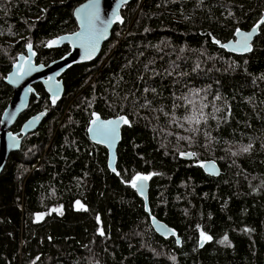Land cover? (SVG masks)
Returning <instances> with one entry per match:
<instances>
[{
  "label": "trees",
  "instance_id": "1",
  "mask_svg": "<svg viewBox=\"0 0 264 264\" xmlns=\"http://www.w3.org/2000/svg\"><path fill=\"white\" fill-rule=\"evenodd\" d=\"M86 1L0 0V120L26 43L37 64L62 58L70 48L47 42L78 29L74 10ZM122 16L100 56L63 76V98L53 104L36 86L14 128L46 113L0 175V264H264V25L251 54L220 47L259 23L264 0H133ZM188 100L207 105L200 125L183 120ZM93 112L132 122L118 174L89 139ZM210 160L219 177L202 170ZM136 173L153 174L152 214L182 246L152 228L126 183ZM201 231L212 237L203 249Z\"/></svg>",
  "mask_w": 264,
  "mask_h": 264
},
{
  "label": "water",
  "instance_id": "2",
  "mask_svg": "<svg viewBox=\"0 0 264 264\" xmlns=\"http://www.w3.org/2000/svg\"><path fill=\"white\" fill-rule=\"evenodd\" d=\"M133 0H98L99 3V17L101 21H111L107 24L106 30L103 31V35L98 37V43L96 46V50L92 53L90 58H85L84 49L80 47L79 40L73 34L84 31L85 29L81 26V19L86 16L88 9L82 8V6L88 5L90 0L79 5L74 10V18L77 22L78 29L70 34L61 35L66 37L63 41L58 42L57 44L49 47V49H59L64 46H68L70 51L64 55L62 58L57 59L51 62L48 65L44 64H37L36 63V55L31 56V54L27 51L26 54H21L18 56L17 61L13 65L12 71L7 75L5 82L6 84L12 88L13 95L12 98L6 107L5 111L2 114L0 120V175L4 172L7 163L10 159V156L14 153L20 152L22 149V145L24 140L32 133L36 132L40 126L42 125L43 121L45 120L44 114L36 115L30 118L27 122L24 123L22 129L18 133H14L12 128L15 126L19 118L27 112L30 108L32 97L36 95L35 86L41 84L46 93L50 96L51 99L53 97H57L56 100H61L65 93V86L63 81V76L74 66L81 65V64H88L95 61L101 54L103 46L107 43L111 37L112 32L116 25L123 24L124 18L122 16V10L125 6L131 4ZM78 10L79 17H78ZM119 15L122 19L118 21L115 19V16ZM86 27V26H85ZM98 27L101 29L104 28L103 24H99ZM253 28L250 30H241V33H247L252 31ZM260 28L253 33L252 38L249 40L251 45V51L242 52V51H234L233 46L235 44V40L239 39L240 37L235 35V38L223 43L229 44V47L224 48L220 47L225 50L227 53L244 57L253 52L254 42L256 38L260 34ZM60 37V36H59ZM34 51V49H33ZM35 52V51H34ZM36 53V52H35ZM21 56H30V64L32 66V70L28 71L29 63L25 62V60L21 59ZM23 65L25 71L21 72L19 66ZM43 65V67H41ZM101 118V117H100ZM110 119H103L101 120H111ZM92 125L90 124L89 127ZM124 124L121 123L118 129V138L109 146L107 143H100L98 139L93 138V134L88 132L90 141L98 146H102L107 149L108 151V168L109 170L117 174V163H118V150L122 143V128ZM183 153H193V152H183ZM180 159L184 161H193L195 159V155H185L181 156ZM115 168L116 171L114 172L112 169ZM204 173L211 177H219L222 174V170L219 164L216 161L210 160L204 162V167H201ZM144 189L143 193L141 194L136 189H134L144 202V207L146 213L149 215L150 222L154 231L163 239H170L174 238L177 242L178 246H182V239L178 235V233L170 227L166 222L158 219L156 216L152 214L151 206H150V184L151 179L144 181ZM153 217L155 219H153ZM166 226V227H165ZM202 243V246H201ZM208 241L201 242L199 240V249H203Z\"/></svg>",
  "mask_w": 264,
  "mask_h": 264
},
{
  "label": "snow or ice",
  "instance_id": "3",
  "mask_svg": "<svg viewBox=\"0 0 264 264\" xmlns=\"http://www.w3.org/2000/svg\"><path fill=\"white\" fill-rule=\"evenodd\" d=\"M82 8L88 9V12L85 17L81 19V26L84 28V31L74 33L73 35L77 37L80 43V47L84 49V55L85 58H90L92 53L96 50V46L98 43V37L103 35V31L106 30L107 24L111 21H101L99 17V3L98 0H90V3L88 5L82 6ZM78 10V17H79ZM231 15V13H229ZM113 15L115 16V19L118 21H121V17L119 15H116L114 12ZM99 24H103L104 28L101 29L98 27ZM264 25V17L261 18L259 23L257 25L253 26L252 31L247 33H241V30L237 28L235 30V35L240 37L239 39L235 40V44L233 46L234 51H242V52H248L251 51V45L249 43V40L252 38L253 33H255L260 26ZM86 26V27H85ZM66 39V37L60 36L56 37L52 40H49L47 42V46L51 47L55 44H57L60 41H63ZM216 44H220L219 40H214ZM231 44V42H229ZM229 44H221V47L227 48L229 47ZM27 51L31 54V56H35L36 53L33 51V44L31 41H28L26 43ZM21 59L25 60V62L29 63L28 71L32 70V66L30 64V56H21ZM43 67V65H41ZM20 71H25L23 65L19 66ZM148 89H145V92H147ZM152 91H155L153 89ZM57 97H53L52 102L53 104L56 102ZM218 99V97H217ZM187 105L191 106V111L188 110V108H185L186 114L183 116V120L188 124H194V125H200L201 120L205 119L204 113H203V107H206L207 105H201L199 108H197L194 101L188 100ZM173 107H176L173 105ZM92 119L90 121L91 127L88 128V132L93 134V138L98 139L100 143H107L109 146L112 145V143L115 142V140L118 138V129L123 123L124 125H128L131 127V121L126 116H117L115 119L111 120H101L99 114L93 112L91 114ZM175 122V121H173ZM183 125H181L182 127ZM191 131L196 132L198 131V128H192ZM207 135V134H206ZM178 139H190L189 137H179ZM251 148V145H248L247 147H244L242 149L243 152H248ZM181 156L185 155H195L194 153H180ZM235 155V153H233ZM200 166L204 167V162H200ZM114 172L116 171L115 168L112 169ZM118 174V173H117ZM152 173L148 174H142V173H136L131 177L129 181H126V183H129L132 188L136 189L141 194L143 193L144 189V181H147L150 179ZM76 204L79 208H84L85 206L81 204L79 201H76ZM37 219H42L43 214L37 213ZM153 219H155L153 217ZM166 227V226H165ZM101 235H103V232L101 231ZM200 239L201 242L204 241H210L212 239L211 236L206 235L203 231L200 232ZM224 240H227V236L224 237ZM202 246V243H201Z\"/></svg>",
  "mask_w": 264,
  "mask_h": 264
},
{
  "label": "flooded vegetation",
  "instance_id": "4",
  "mask_svg": "<svg viewBox=\"0 0 264 264\" xmlns=\"http://www.w3.org/2000/svg\"><path fill=\"white\" fill-rule=\"evenodd\" d=\"M36 86H42V85L39 84V85H36ZM36 86H35V87H36ZM42 87H43V86H42ZM43 88H44V87H43ZM44 90H45V89H44ZM45 92H46V91H45ZM47 95H48V94H47ZM35 96H37V93H36ZM48 96H49V95H48ZM33 97H34V96H33ZM33 97H32V99H33ZM49 97H50V96H49ZM50 99H51V98H50ZM51 100H52V99H51ZM56 101H60V100H56ZM24 114H25V113H24ZM24 114H23V115H24ZM39 114H44L45 117H46V113H44V112L37 113V114H33V115L29 116V117H28V118L22 123V125H21V127H20L19 130H14V128H15V126L18 124L20 118L23 116V115H22V116L19 118V120L17 121V123L15 124V126L12 128V131H13L14 133H18V132H20L25 122H27L30 118H32V117H34V116H36V115H39ZM34 133H35V132H34ZM32 134H33V133H32ZM32 134H30V135H32ZM30 135H29V136H30ZM29 136H28V137H29ZM28 137H27V138H28ZM27 138H26V139H27ZM26 139H25V140H26ZM25 140H24V142H25ZM24 142H23V144H24ZM22 146H23V145H22Z\"/></svg>",
  "mask_w": 264,
  "mask_h": 264
}]
</instances>
